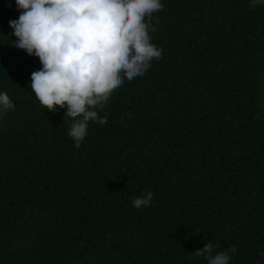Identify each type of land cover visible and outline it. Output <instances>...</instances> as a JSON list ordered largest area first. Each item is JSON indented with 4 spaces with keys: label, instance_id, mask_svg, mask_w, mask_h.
Listing matches in <instances>:
<instances>
[{
    "label": "trees",
    "instance_id": "obj_1",
    "mask_svg": "<svg viewBox=\"0 0 264 264\" xmlns=\"http://www.w3.org/2000/svg\"><path fill=\"white\" fill-rule=\"evenodd\" d=\"M143 76L110 90L78 146L29 87L0 0V264H264V3L162 0ZM146 17V21H147ZM94 107V105H93ZM145 190L149 207L132 199Z\"/></svg>",
    "mask_w": 264,
    "mask_h": 264
},
{
    "label": "clouds",
    "instance_id": "obj_2",
    "mask_svg": "<svg viewBox=\"0 0 264 264\" xmlns=\"http://www.w3.org/2000/svg\"><path fill=\"white\" fill-rule=\"evenodd\" d=\"M258 3L259 0H251ZM17 19L8 21L12 45L39 58L41 68L31 73L29 87L50 111L57 106L64 117L73 118L68 136L78 146L89 119L104 122L99 114L110 94L143 76L162 50L151 43V14L163 8L162 0H15ZM146 17L148 18L146 21ZM94 105V107H93ZM15 105L0 91V116ZM154 193L145 190L132 199L136 209L147 208ZM206 242L194 252L207 264H230L236 249L213 251Z\"/></svg>",
    "mask_w": 264,
    "mask_h": 264
},
{
    "label": "rangeland",
    "instance_id": "obj_3",
    "mask_svg": "<svg viewBox=\"0 0 264 264\" xmlns=\"http://www.w3.org/2000/svg\"><path fill=\"white\" fill-rule=\"evenodd\" d=\"M260 2L264 3V0H259Z\"/></svg>",
    "mask_w": 264,
    "mask_h": 264
}]
</instances>
